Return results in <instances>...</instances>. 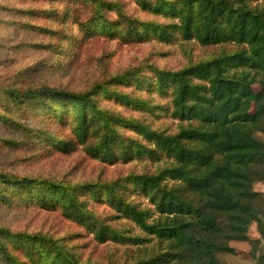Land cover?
I'll return each instance as SVG.
<instances>
[{
	"label": "trees",
	"instance_id": "1",
	"mask_svg": "<svg viewBox=\"0 0 264 264\" xmlns=\"http://www.w3.org/2000/svg\"><path fill=\"white\" fill-rule=\"evenodd\" d=\"M90 1L93 17L102 18L101 25L108 20L105 11H116L133 40L152 35L165 44L174 31L181 47L193 40L202 46L232 43L238 47L232 53L222 48L210 60L177 69L151 68L156 93L169 89V102L160 107L178 121L173 131L109 113L85 91L0 82L1 120L11 109L19 110L27 102L38 107L43 99L73 107L68 133V116L56 115L53 123L48 118L40 121L51 135L53 124L61 125L63 133L51 141L57 152L88 144L89 126L97 118L106 130L91 149L103 163H129L140 154L159 150L167 156L153 171L128 172L120 179L106 180L109 183H71L63 176L34 178L0 170V264H237L234 259L241 251L234 249L236 243L251 244L243 257L251 264H264V253L257 254L260 241L250 235L253 227L264 237V228L257 225L264 216V0L141 3L153 15H163L165 22L134 19L116 0ZM84 2L0 0V52L8 55L4 68L31 70L22 40L49 41L57 48L56 62L70 63L77 44L73 33L92 24L91 19H81L87 7ZM110 25L106 23L107 32ZM12 43L22 44L19 52ZM37 43L31 45L36 48ZM19 61L25 63L16 67ZM27 77L21 75L22 80ZM159 105L145 110L151 115ZM30 121L20 118L15 125L24 127ZM14 189L25 190L28 196ZM82 192L89 198L99 192L112 220L126 223L117 226L97 220L89 203L79 198ZM15 201L25 210L18 209ZM35 204L42 213L30 209ZM58 218L82 225L97 245L128 246L130 254L126 260L116 257V252L105 256L106 261L82 260L80 253L72 252L67 237H58L63 226ZM133 228L144 237L133 233ZM152 238L162 247L149 246Z\"/></svg>",
	"mask_w": 264,
	"mask_h": 264
},
{
	"label": "rangeland",
	"instance_id": "2",
	"mask_svg": "<svg viewBox=\"0 0 264 264\" xmlns=\"http://www.w3.org/2000/svg\"><path fill=\"white\" fill-rule=\"evenodd\" d=\"M134 19H157L158 22H165L163 15H153L141 6L143 1L151 5L156 0H116ZM90 0H85L82 6H86V11L81 13V19H91L90 29H80L73 34L77 38L73 60L56 62L57 48L53 49L49 41L33 42L22 40L27 46V62L32 63L31 70L20 69L10 71L4 68L8 64V55L0 52V82H17L27 86H37L46 84L49 87L67 89L73 91L87 92L89 99H92L103 110L109 113H119L127 118L137 119L153 129H162L168 126L173 128L178 121L171 119L161 109V105L168 104L169 89L166 93L157 94L153 82L152 67L177 69L187 65L189 62L199 60H210L216 57L222 48L226 52L232 53L238 47L237 44L221 43L219 45L202 46L197 42H183L182 47L178 44L180 37L172 31V38L165 44H159L152 35L147 37L130 38L128 24L124 19L119 18L116 11L107 10L103 14L108 20L101 25V19L93 17V9ZM172 21V20H171ZM174 21H172L173 23ZM106 23L110 25V32H107ZM137 35V33H136ZM37 43L34 48L31 44ZM22 44L11 46L19 52ZM25 62H15L16 67ZM21 75L28 76L22 80ZM119 76L118 78H115ZM129 99L128 102L122 98ZM33 101H36L33 100ZM160 104L153 108V114H149L146 106ZM21 109H11L6 113L7 119H0V170L10 174H20V176H32L34 178H45L51 176H63L67 182L71 183H105L117 177H123L130 173H140L153 171L156 165H161L167 159L166 155L159 150L157 154H140L129 163L118 161L117 163H103L97 158V151L91 149L92 145L99 137L105 134L106 126L94 124L89 126L87 141L82 147L77 145L65 148V153L57 152L52 146V140L56 135L63 133L61 125H54L55 134L46 132L40 121L50 119L56 121V115L70 117L73 107L62 105L57 101L48 99L40 100L38 107L33 102L22 104ZM143 105V106H142ZM1 111V110H0ZM22 111V115L20 114ZM88 113H91L87 110ZM20 118H28L24 127H17L15 124ZM72 124L71 117L69 125L66 127L68 133ZM125 134L132 136L136 140L139 138L129 130ZM46 137H49L47 139ZM24 142V144H22ZM244 183L247 179L243 177ZM15 190V189H14ZM20 195L26 197L25 190H15ZM13 190L9 187V194ZM133 190L128 193L131 194ZM97 197V198H95ZM95 197H88L86 193H79V198L89 203V209L99 221L115 224L117 226L126 223L125 220H112L108 203L101 197L99 192ZM136 201L146 203L142 198ZM18 209H23L24 205L15 201ZM34 209L42 213V208L32 205ZM63 223L62 229L58 231V237H67L68 245L73 253H80L82 260L106 261L105 257L116 252V257L126 260L130 254L128 246L118 244L97 245L92 236L79 223L67 219L58 218ZM133 227L131 223L128 224ZM260 228H264V216L259 223ZM134 229V228H133ZM133 233L144 237V234L134 229ZM251 237L256 236L260 241L257 254L264 253V237L253 227L250 229ZM149 246L162 247L158 239L152 238ZM236 251H241L240 257L234 259L237 264H251L243 256L252 248L249 243H236ZM245 259V260H244ZM93 261V260H92ZM98 263V262H96ZM106 263V262H105Z\"/></svg>",
	"mask_w": 264,
	"mask_h": 264
}]
</instances>
